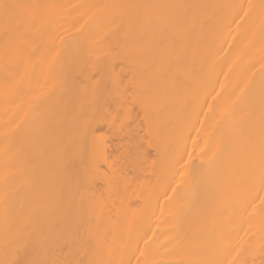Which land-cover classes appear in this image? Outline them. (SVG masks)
<instances>
[{
	"label": "bare ground",
	"instance_id": "1",
	"mask_svg": "<svg viewBox=\"0 0 264 264\" xmlns=\"http://www.w3.org/2000/svg\"><path fill=\"white\" fill-rule=\"evenodd\" d=\"M262 173L264 0H0V264H264Z\"/></svg>",
	"mask_w": 264,
	"mask_h": 264
},
{
	"label": "snow or ice",
	"instance_id": "2",
	"mask_svg": "<svg viewBox=\"0 0 264 264\" xmlns=\"http://www.w3.org/2000/svg\"><path fill=\"white\" fill-rule=\"evenodd\" d=\"M5 11H6V15H7V10L8 9H13L14 10V16L15 18L18 19H29L31 17H33L39 10L45 9L49 6L47 5H4L3 6ZM95 8H102V7H106V6H101V5H96L93 6ZM128 8H139V9H161V10H165V9H170L173 7H184V6H174V5H128L125 6ZM125 95H134V90L132 88H128L126 89ZM131 103H133V101L129 102V105L126 106H130ZM207 107V105H205ZM121 116H124L125 113H120ZM7 133H6V138H7ZM145 140H147V137H145ZM141 147H143V145H141ZM148 157H151V153H148ZM0 179H3L4 184H5V190L7 192L11 181L9 179V176L6 174L4 177H0ZM260 181L262 184H264V173L261 174L260 176ZM5 204L7 205V200H5ZM141 255H143V253H141ZM9 264H49L48 261H13V262H9ZM145 264H147V262H145Z\"/></svg>",
	"mask_w": 264,
	"mask_h": 264
}]
</instances>
